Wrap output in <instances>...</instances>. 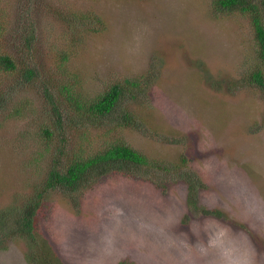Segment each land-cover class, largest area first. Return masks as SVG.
Segmentation results:
<instances>
[{"label": "rangeland", "instance_id": "374dc122", "mask_svg": "<svg viewBox=\"0 0 264 264\" xmlns=\"http://www.w3.org/2000/svg\"><path fill=\"white\" fill-rule=\"evenodd\" d=\"M215 6L0 0V50L37 70L35 82L22 85L20 72L0 69L9 106L0 113V212L32 197L58 149L40 133L54 113L46 90L63 106L67 124L70 98L86 102L122 83L139 127L84 125L70 148L77 150L84 136L91 149L126 142L168 164L185 154L205 184L200 205L224 213L193 210L188 184L172 166V173L111 174L75 200L53 191L36 222L62 263L264 264V89L246 80L256 69L264 75V56L250 15ZM131 78L141 84L128 85ZM5 245L0 264H30L25 239Z\"/></svg>", "mask_w": 264, "mask_h": 264}, {"label": "trees", "instance_id": "16d2710c", "mask_svg": "<svg viewBox=\"0 0 264 264\" xmlns=\"http://www.w3.org/2000/svg\"><path fill=\"white\" fill-rule=\"evenodd\" d=\"M215 8L224 11L247 12L251 17L255 34L259 41L260 51L264 56V0H214ZM29 40L28 43H30ZM0 69L7 73L20 72L19 82L22 85L31 84L37 79L35 67H20L14 57L8 52L0 50ZM142 79V78H140ZM248 84H256L264 89V75L261 69L250 73L246 78ZM128 85L139 86L138 78L126 80ZM145 82L147 87L150 82ZM17 86H20L16 84ZM128 90L122 83L110 85L96 98L81 102L78 98H70L74 114L72 118L68 115L69 122L65 124V112L62 105H59L55 94L46 90L52 103L53 119L49 118L40 126L42 139L48 143L57 141V151L51 155L50 163L47 166L44 180L40 187L35 189L32 197L25 199L20 205H15L0 212V249L5 248L6 240L19 237L25 239L28 245L26 259L30 264H64L55 254L53 247L43 239L37 229L36 217L43 206L47 196L53 191H60L68 195L72 200L103 177L111 174H140L146 175L149 171L170 170L172 166L173 176L185 179L188 184V201L193 210H198L204 216L222 217L224 214L218 208H208L200 205V191L205 187L202 179L197 180L195 173L189 170L190 160L183 154L174 162L165 163L160 160L150 159L147 155L130 146L126 142H115L108 145L91 149L89 143H84L83 136L77 150L70 148L73 134L84 133L87 126H97V122L118 121L120 125L139 127V119L130 107L125 105V95ZM133 91V90H132ZM6 94L0 93V113L9 106L6 104ZM20 113V108L14 111ZM114 117L113 119H111ZM73 121V123H71ZM88 122V123H87ZM87 123V124H86ZM82 128L78 131L77 126ZM86 126V129L84 128ZM171 163V164H170ZM172 173V172H171ZM117 264H137L131 261L122 260Z\"/></svg>", "mask_w": 264, "mask_h": 264}]
</instances>
